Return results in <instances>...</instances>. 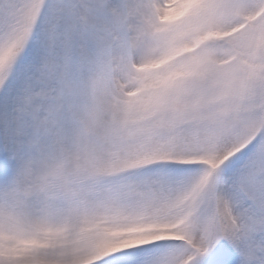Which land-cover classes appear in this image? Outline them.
<instances>
[{"label":"snow or ice","instance_id":"6c2138e0","mask_svg":"<svg viewBox=\"0 0 264 264\" xmlns=\"http://www.w3.org/2000/svg\"><path fill=\"white\" fill-rule=\"evenodd\" d=\"M0 264H264V0H0Z\"/></svg>","mask_w":264,"mask_h":264}]
</instances>
